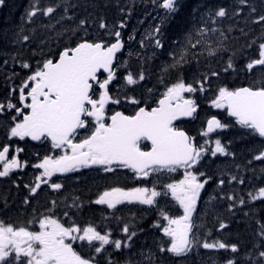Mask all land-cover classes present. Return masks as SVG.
<instances>
[{"label":"snow or ice","instance_id":"snow-or-ice-1","mask_svg":"<svg viewBox=\"0 0 264 264\" xmlns=\"http://www.w3.org/2000/svg\"><path fill=\"white\" fill-rule=\"evenodd\" d=\"M151 2L162 10L159 23L139 41L135 30L128 33L127 49L124 13L131 18L134 5L117 4L121 18L111 25L100 17L98 37L90 35L88 17L77 20L74 13L69 15L77 6L71 0L54 5L33 0L21 17L10 43L31 49V56L18 51L2 61L0 180L25 190V206L42 195L47 199L43 211L33 208L23 220L0 218V264H156L158 255L183 264V258L193 252L199 255L201 249L231 253L223 264H264V221L256 220L255 239L242 252L240 242L210 239L212 229L199 214L204 195L209 196L205 216L210 211L215 215L216 200L227 202L231 216L239 213L249 219L255 217L257 202L264 207V184L243 194L225 192L226 184L251 180L208 168L219 157L235 160L233 139L222 143L221 134L230 132L250 149L244 168L255 172L254 162H259L264 175V0H232L230 7L202 0L192 9L191 25L181 39L165 35V24L180 11V0ZM8 6V0H0V8ZM57 12V24L71 22L57 33V40L67 33L74 39L46 52L51 36L38 35L34 18ZM241 21L262 31L246 43L252 55L244 57L242 70L251 82L238 85L228 82L227 75L236 71L237 52L230 42L238 37L233 33L248 36ZM41 27L57 31L55 25ZM125 50L139 65L135 73L117 55ZM225 55L221 70L186 74L193 61L199 64ZM161 56L167 59L153 69L151 62ZM153 77L156 83L147 86ZM196 121L200 126L193 135L185 125ZM236 169L239 173L241 165ZM29 171L32 180L24 182ZM89 173L111 183L87 200L69 193L67 182H78ZM213 186L219 191L209 195ZM92 205L107 210L103 220L108 223L82 219L86 206L91 210ZM125 206L155 210L149 226L156 237L155 251L141 249L139 259L133 257L145 231L143 217L125 219L119 214ZM215 220L216 232L230 230L224 217L216 215Z\"/></svg>","mask_w":264,"mask_h":264},{"label":"trees","instance_id":"trees-1","mask_svg":"<svg viewBox=\"0 0 264 264\" xmlns=\"http://www.w3.org/2000/svg\"><path fill=\"white\" fill-rule=\"evenodd\" d=\"M33 0H8L7 8H0V97L3 96L4 88V66L2 61L6 58L7 54H15L20 52L23 56H31V49H25L17 46H12L10 40L13 34L18 30V27L21 23V17L25 15L26 10L29 8V5ZM59 2V0H40V3L43 5H54ZM202 0H180V11L175 14L170 20L165 24V35L171 39H181L182 34L190 27L191 25V11L194 7L198 6ZM71 3L76 4L77 6L69 12V15L75 14L77 20L81 18L88 17L91 23L90 35L98 37L102 30L98 28L99 18L104 17L109 25L118 21L121 18V13L117 9L116 5L119 4L120 7H132L131 18L128 17L127 12L124 13V19L127 21V28L123 31V39L126 42L127 49V35L128 33L135 30L136 40L139 41L141 36L147 31L150 30L151 26L159 23L157 18L158 12L162 15V10L155 8L151 0H71ZM207 3L210 5L224 4L231 6L232 0H207ZM59 18V13H54L51 17H42L38 15L34 18L35 23L34 27L38 29V35L42 34L41 38L47 39L51 36L50 44L51 49L45 48V51H55L59 43H69L74 39L71 33L63 35L59 41L57 40V33L63 32L64 28L71 22L64 21L63 24H57L56 21ZM142 21V23H141ZM42 24L55 25L57 31L45 30L41 27ZM241 27H245V30L248 32V36H242L238 31L233 33L234 37L238 39H232L230 46L234 48L237 52L236 56L233 58L234 67L236 71L231 72L227 75L228 82H234L236 84H248L251 82V78L248 77L246 70H242L245 63V56H251L252 50L246 49V43L249 39L256 38L261 34V29L258 26L248 25L245 26L244 22L241 21ZM33 47H35V42H33ZM134 49H138L139 45L137 43L133 44ZM143 51V50H141ZM122 60L128 61V70L135 73L139 70V65L135 57H129L127 51L123 52L121 56ZM167 57L161 56L158 59L151 62L153 69H156V66L165 62ZM227 61V55L223 59L217 57L210 60H201L199 64H196L193 61L192 64L186 66V74L190 77L193 75H198L201 72H206L211 69L221 70L223 65ZM11 63L9 64V70H11ZM16 71H21L19 66H15ZM124 71V69H121ZM259 75V73H257ZM19 78H17V82ZM219 81H217L218 83ZM147 86H151L156 83L155 78L153 77L151 81H147ZM202 107L206 108L207 105L203 104ZM215 111V110H213ZM203 118V113L201 114ZM200 126V121L190 122L185 125L187 130L196 135ZM223 139L222 143L227 144L229 139H233V143L230 145L231 150L236 153L235 160L231 157H219L215 162H209L208 168L211 172L224 171L232 174L244 175L251 180V183L248 184L246 180L245 185H225L224 191H237L243 192L248 189H254L257 185L264 184V175L260 173L261 165L259 162H254L256 164V171H248L244 168V165L247 163V158L249 154V147L245 140L239 137H233L230 132H225L221 134ZM2 139V136H0ZM23 155V154H21ZM241 165L240 172L237 173L236 165ZM227 179V176L224 177ZM24 182H29L32 180L31 172L29 171L27 175L23 176ZM111 181H106L98 177L95 173H89V175L84 178H80L79 181H68V191L69 193H75L83 199L87 200L88 198H94L97 190H102L105 186L110 184ZM127 183V181H125ZM219 189L213 187L208 188L209 195H214L218 192ZM25 194V190H17L13 184L8 181L0 180V218L11 219V220H23L29 216L32 212V209L35 208L37 212L43 211V206L46 203V195H42L38 201L34 202L31 206H25L22 203V198ZM209 198L208 195H204V199L201 204L200 216L203 217L204 223L207 228L212 229V238L219 237L222 240L229 242H240L242 252L244 249L250 248L252 241L255 239V231L258 227L256 220L264 221V207H262L259 202H257V209L255 212L254 219H249L243 217L242 214H237L236 216H231L226 211V201H213L212 207L213 212H209L208 215H204V201H207ZM5 199L7 200V207H5ZM107 213L106 209H103L101 206L92 205L91 210L86 206L84 215L82 219L84 221H94L97 224L103 225L108 223V221L103 220V216ZM124 216L125 219H130L133 215L137 217V220H140L143 217V226L145 231L140 234L139 239L137 240L136 253L133 259H139L138 253L141 249L145 253L151 248L155 251V233L150 229V224L155 219V210L151 211H140L138 206L131 208H123L122 212L119 213ZM219 215L226 219L230 224V230H224L223 233H218L215 231L214 225L216 223L215 216ZM115 221H111L112 227H115ZM230 232V235H229ZM225 255H231V253L215 252V251H206L204 249L200 250V254L196 255L195 252L189 257L183 258V264H223V258ZM156 264H181L180 261L175 257H160L159 255L155 257Z\"/></svg>","mask_w":264,"mask_h":264},{"label":"water","instance_id":"water-1","mask_svg":"<svg viewBox=\"0 0 264 264\" xmlns=\"http://www.w3.org/2000/svg\"><path fill=\"white\" fill-rule=\"evenodd\" d=\"M118 54H119V53H118ZM118 54H117V55H118Z\"/></svg>","mask_w":264,"mask_h":264}]
</instances>
